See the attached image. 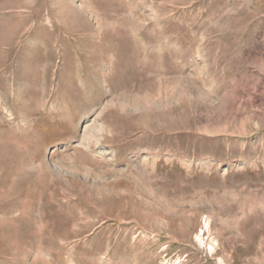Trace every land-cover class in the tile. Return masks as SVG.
Segmentation results:
<instances>
[{
  "label": "rangeland",
  "instance_id": "1",
  "mask_svg": "<svg viewBox=\"0 0 264 264\" xmlns=\"http://www.w3.org/2000/svg\"><path fill=\"white\" fill-rule=\"evenodd\" d=\"M0 264H264V0H0Z\"/></svg>",
  "mask_w": 264,
  "mask_h": 264
},
{
  "label": "bare ground",
  "instance_id": "2",
  "mask_svg": "<svg viewBox=\"0 0 264 264\" xmlns=\"http://www.w3.org/2000/svg\"><path fill=\"white\" fill-rule=\"evenodd\" d=\"M113 30V29H112ZM110 31V30H109ZM108 35V34H107ZM109 46V45H108ZM83 162V161H82ZM202 222H203V224H204V228H208V226L210 225V222H209V219L206 217V216H204L203 217V219H202ZM198 237V239H199V241H200V237L201 236H197ZM196 237V238H197Z\"/></svg>",
  "mask_w": 264,
  "mask_h": 264
}]
</instances>
